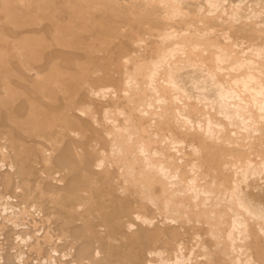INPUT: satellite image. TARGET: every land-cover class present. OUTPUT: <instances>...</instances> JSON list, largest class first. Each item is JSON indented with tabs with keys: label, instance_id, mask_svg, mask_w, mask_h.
I'll return each mask as SVG.
<instances>
[{
	"label": "rangeland",
	"instance_id": "rangeland-1",
	"mask_svg": "<svg viewBox=\"0 0 264 264\" xmlns=\"http://www.w3.org/2000/svg\"><path fill=\"white\" fill-rule=\"evenodd\" d=\"M259 53L264 0H0V264H264Z\"/></svg>",
	"mask_w": 264,
	"mask_h": 264
},
{
	"label": "bare ground",
	"instance_id": "bare-ground-1",
	"mask_svg": "<svg viewBox=\"0 0 264 264\" xmlns=\"http://www.w3.org/2000/svg\"><path fill=\"white\" fill-rule=\"evenodd\" d=\"M147 7V6H146ZM186 43V42H185ZM233 43V42H232ZM192 46V45H191ZM195 47V46H194ZM217 47V46H216ZM176 48V47H175ZM188 48H189V46H188ZM193 48V47H192ZM196 48V47H195ZM224 49V48H223ZM187 50V49H186ZM190 50V49H189ZM188 50V51H189ZM216 50V49H215ZM228 50V49H227ZM170 51V50H169ZM192 52H193V50H192ZM223 52V51H222ZM218 53H219V55L221 54L220 52H219V50H218ZM19 54V53H18ZM191 54V53H190ZM253 54V53H252ZM218 55V54H217ZM218 55V56H219ZM193 56H194V52H193ZM196 56V55H195ZM214 57H215V55H214ZM225 57V56H224ZM228 57H229V55H228ZM201 58V57H200ZM221 58V57H220ZM218 59V57H215V61ZM228 59V58H227ZM220 60V59H219ZM222 60H225V61H227L226 59H224L223 58V56H222ZM231 61L232 62V60L229 58L228 59V61ZM244 60V59H243ZM258 60L259 61H263L264 60V56L262 55V53H259L258 54ZM227 61V62H228ZM229 61V62H230ZM217 62V61H216ZM219 62V64H221V62L220 61H218ZM233 62H235V61H233ZM232 62V63H233ZM216 64V63H215ZM224 64V63H223ZM225 64H226V62H225ZM234 64V63H233ZM250 64H252V63H250ZM140 65H142V64H140ZM214 65V64H213ZM229 65V64H228ZM258 65V64H257ZM256 65V67H255V70H253V71H255V75L254 76H250L251 77V81L252 82H256V83H258V82H260V81H262V80H264V73L263 72H261L260 71V67L259 66H257ZM151 66V65H150ZM156 66V65H155ZM226 66V65H225ZM242 66V65H241ZM244 66H246V65H244ZM152 67V66H151ZM231 68H232V66H230ZM234 67V66H233ZM243 67V66H242ZM240 68V67H239ZM136 69H138V66H137V68ZM144 69H145V67H144ZM233 70H235L234 68H232ZM247 69V68H246ZM183 70V69H182ZM241 70V69H240ZM164 71V70H163ZM230 71V70H229ZM232 71V70H231ZM251 71V70H250ZM149 72V71H148ZM160 72V71H159ZM158 72V73H159ZM237 72V71H236ZM251 73V72H250ZM141 74V73H140ZM228 74H229V72H228ZM232 74L234 75L235 74V71H234V73L232 72ZM252 74V73H251ZM138 75V74H137ZM216 75H218V74H216ZM133 76V75H132ZM247 76V75H246ZM248 77V76H247ZM226 78V77H225ZM235 79V78H234ZM247 79H249V78H247ZM237 80V79H236ZM236 80H233V82H235ZM242 80H243V78H242ZM145 81V80H144ZM226 81V80H225ZM248 81V80H247ZM240 82V81H239ZM250 82V81H249ZM236 83V82H235ZM238 83V82H237ZM236 83V84H237ZM246 83V82H245ZM245 83L243 82V84L245 85ZM255 83V84H256ZM251 83H249V85H250ZM233 85V84H232ZM248 85V86H249ZM161 86V85H160ZM257 86H258V84H257ZM143 87V86H142ZM233 87V86H232ZM241 87V86H240ZM239 87V88H240ZM246 87V86H245ZM259 87V86H258ZM260 87H263L262 85L260 86ZM157 88H158V86H157ZM160 88H162V87H160ZM165 88V87H164ZM238 88V89H239ZM244 88V87H243ZM166 89V88H165ZM258 89V88H257ZM167 90V89H166ZM259 92H258V95L262 98H264V88H259ZM144 91V90H143ZM142 91V92H143ZM170 91V90H169ZM248 91V90H247ZM250 91V90H249ZM134 92V91H133ZM136 93V92H135ZM238 93V92H237ZM248 93V92H247ZM253 93V92H252ZM164 94V93H163ZM166 94V93H165ZM245 96H246V94H244ZM254 95H255V93H254ZM240 96V95H239ZM240 98H241V96H240ZM170 99V98H169ZM242 99V98H241ZM244 99V98H243ZM259 99V98H258ZM140 100H141V98H140ZM139 101V100H138ZM137 101V102H138ZM249 101H251V100H249ZM244 102H245V99H244ZM256 102V101H255ZM239 103V102H238ZM243 103V102H242ZM261 104V103H260ZM264 104V103H263ZM147 107V106H146ZM257 112V111H256ZM135 126V125H134ZM136 127V126H135ZM142 127V126H141ZM132 129V128H131ZM61 131V130H60ZM129 131V130H128ZM135 131V130H134ZM136 131H137V129H136ZM137 133V135H138V131L136 132ZM123 134V133H122ZM114 135V134H113ZM140 136V135H139ZM136 137V136H135ZM119 138V137H118ZM131 138H132V136H131ZM136 139V138H135ZM120 140V139H119ZM54 141V140H53ZM53 141H50V142H53ZM117 142V141H116ZM136 142V141H135ZM138 142V141H137ZM125 143V142H124ZM123 146V145H122ZM124 147V146H123ZM129 147V146H128ZM52 150V149H51ZM140 150V149H139ZM125 151V150H124ZM141 154V153H140ZM139 154V155H140ZM144 154V153H143ZM133 156H135V155H133ZM127 157V156H126ZM131 157H132V155H131ZM116 158V157H115ZM122 159H124V158H122ZM141 160V159H140ZM143 162V161H142ZM148 173V172H147ZM161 173H163L162 171H161ZM160 173V174H161ZM144 175V174H143ZM167 177V176H166ZM143 178V177H142ZM173 183V182H172ZM196 185V184H195ZM190 186V185H189ZM193 194V193H192ZM200 196V195H199ZM201 198V197H200ZM208 199V198H207ZM16 220V219H15ZM220 223V222H219ZM220 226V225H219ZM220 228V227H219ZM226 236V235H225ZM237 236V235H236ZM227 243V242H226ZM222 245H224V244H222ZM222 247V246H221ZM230 248V247H229ZM228 251V250H227ZM224 252V251H223ZM223 252H221V253H223ZM231 254V253H230ZM223 256V255H222ZM226 256H228L227 254H226ZM230 258V257H229ZM239 263V262H238Z\"/></svg>",
	"mask_w": 264,
	"mask_h": 264
}]
</instances>
